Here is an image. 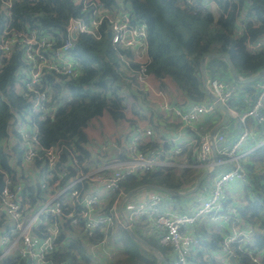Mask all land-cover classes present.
Here are the masks:
<instances>
[{
	"label": "built area",
	"instance_id": "built-area-1",
	"mask_svg": "<svg viewBox=\"0 0 264 264\" xmlns=\"http://www.w3.org/2000/svg\"><path fill=\"white\" fill-rule=\"evenodd\" d=\"M13 1L0 0L6 14L0 25V66L17 51L19 63L13 68L10 90L26 104L20 110L10 105L6 148L11 155L18 148L22 162L17 179L4 173L0 189V206L5 214L0 228V264L9 257L26 259V264H70L55 261L53 255L60 247L67 248L73 238L83 235L77 243L84 248L88 261L82 264H111L123 257L118 230L131 228L139 219L158 230L159 242L171 250L170 264H198L193 254L200 238L195 230L202 228L209 229L207 232L217 230L221 238L219 264H232L229 256L234 258L233 245L252 262L261 264L259 252L251 248L258 227L243 221L239 202L232 193L236 192L238 182L248 184L246 159L264 145V134L246 124L249 119L257 123L264 121V79L253 84L251 96L241 98L247 105L241 109L229 103L238 86L222 78H206L209 91L230 113V121L211 136L209 132H202L198 124L203 117L218 110L216 104L209 98L185 107L170 102L168 92L161 87L162 79L147 71V27L143 19L131 15L127 1L115 0L114 6L106 7L99 0H71L80 7V12L69 15L62 29L46 32L35 27L21 30L11 27L7 17ZM80 33L95 39L106 35L119 71L130 82L131 89L143 94L151 106L179 124V137L170 149L171 158L140 149V135H152L150 128L140 126L135 127L136 134L129 139L124 157H107L102 166L93 169L82 168L85 162L80 165L72 148L67 160L60 164L65 146H41L36 121L51 116L55 110L49 77L59 81L77 78L82 73V66L73 54L74 41ZM247 50L252 53L264 50V34L248 42ZM0 97L4 99L2 92ZM238 123L240 132L228 143L222 128L230 132ZM173 157H181L182 161L176 162ZM35 159L42 160V165L36 167ZM219 165L224 170L217 173ZM20 168L23 177L31 175L44 188L36 205L32 206L24 195L23 182L18 179L22 175ZM158 168H173L176 172L183 168L208 169L207 182L202 187L207 195L199 196L191 211L176 213L165 205V193L149 189L135 204L127 206V212L122 208V218L118 212L120 197L124 195L121 182L128 175ZM86 184L97 187L88 190ZM94 232L103 233V237L88 240Z\"/></svg>",
	"mask_w": 264,
	"mask_h": 264
},
{
	"label": "trees",
	"instance_id": "trees-1",
	"mask_svg": "<svg viewBox=\"0 0 264 264\" xmlns=\"http://www.w3.org/2000/svg\"><path fill=\"white\" fill-rule=\"evenodd\" d=\"M99 1L106 7L115 5V0ZM125 1L131 6V15L143 19L147 27L146 48L149 56L147 71L158 79L170 77L186 102L199 103L208 98L199 68L200 59L205 53H226L241 77L250 76L264 67V50L255 53L247 50L248 42L264 34V0ZM79 12L80 7L71 0H14L7 18L10 26L15 29L35 27L46 32L54 28L62 29L69 15H77ZM4 18L6 14L0 7V25ZM73 54L82 66V73L77 78H62L59 81L54 80L53 76L49 77L52 86L51 103L55 105V110L51 116L36 123L41 146L45 148L55 144L65 146L62 147L60 164L67 160L72 148L77 153L80 165L85 162L82 168L87 169L90 154L84 146L87 141L84 127L92 118L104 111L118 122L124 115L126 96L133 95L134 92L130 82L119 71L115 52L106 35L95 39L84 33L78 34L74 41ZM18 56L17 51L13 52L0 66V92L5 99L0 97V189L4 184V173L15 179L22 162V154L18 148L13 150L14 155L8 153L6 148L7 129L11 117L10 105L20 110L26 104L20 95L10 90L13 68L19 63ZM205 74L207 78H222L238 86L234 98L229 103L237 104L241 109L247 106L241 98L253 94V84L257 80L237 85L229 74L226 62L221 58H207ZM260 79H264V76ZM262 111L264 113V108ZM246 124L249 128L264 134V121L257 123L249 119ZM150 147H153V144H150ZM140 149L144 151L141 147ZM42 163V160H34L36 167ZM245 166L248 171V184L242 186L243 195L236 199L243 221L258 227L251 248L259 252L261 264H264V145L257 147L247 157ZM20 173L22 175L18 179L23 182L24 195L28 196L32 206L36 205L44 194V188L32 180L31 175L23 177V169ZM200 173L201 170L198 168H183L179 172L173 168H158L138 175H128L121 185L123 194L147 184L186 191L193 186ZM168 196L169 199L181 198ZM4 218L5 214L0 206V228ZM131 229L164 254L158 246L159 239L156 235L144 237L138 231L137 223ZM210 232L211 240L200 239L197 247L202 245L214 248V243H219L217 230L211 229ZM83 236L73 238L67 248L60 247L53 255L54 260L67 261L70 264L87 262L84 248L77 243L78 238L82 239ZM102 237L103 233L94 232L87 238L95 241ZM121 239L126 257L111 264H156V255L135 241L125 229L122 230ZM232 249L234 264H256L235 245ZM195 258L198 264H219L212 255L210 261L204 259L200 250ZM26 262V259L9 257L4 259L2 264Z\"/></svg>",
	"mask_w": 264,
	"mask_h": 264
},
{
	"label": "crops",
	"instance_id": "crops-1",
	"mask_svg": "<svg viewBox=\"0 0 264 264\" xmlns=\"http://www.w3.org/2000/svg\"><path fill=\"white\" fill-rule=\"evenodd\" d=\"M207 78V76H206ZM156 85H159L158 81H155ZM161 87L166 89L168 92L169 100L172 104L177 106L185 107L190 104V102H186L184 96L176 87L174 82L170 77H164L161 82ZM238 88V87H237ZM134 94H130L126 96L124 102V115L118 121L115 122L107 112H103L102 114L92 118L87 125L84 127V131L87 137V141L84 144L85 149L90 154L89 162H87V168L93 169L100 167L104 164L105 159L107 157H124L125 149L128 144L129 139L135 136V127L140 126L142 128H150L152 130V135L145 136L144 134L140 135L139 145L146 153H160L163 158H171L170 149L173 145V141L179 137V124L171 118L170 116L164 114L161 110L154 108L151 106L149 101L143 96V94L135 92ZM209 98V97H208ZM222 116V112L218 109L212 115L205 116L201 119L198 124V128L201 131H206L211 133L215 124L220 120ZM230 121V120H229ZM228 121V122H229ZM240 127L235 126L233 131L228 132L226 128H222V131L227 135V142L231 143L240 132ZM150 144H153V147H150ZM174 158V157H173ZM176 162H181V157L174 158ZM178 160V161H177ZM42 165V164H41ZM40 165V166H41ZM201 172L203 169H199ZM224 168H221L219 172L223 171ZM217 172V173H219ZM210 178V177H208ZM207 182V178H205L202 182L201 187L190 194L193 197V200L201 195L203 183ZM95 185L86 184V189H95ZM149 189L141 191V194L137 196L134 200L131 201V204H135V202L141 198L142 195H146L149 193ZM182 192V191H181ZM207 193V191H206ZM205 193V194H206ZM204 194V195H205ZM189 195V194H188ZM207 195V194H206ZM176 196V195H173ZM185 196V197H184ZM179 196L183 197V199H169V196L166 194L165 196V205L172 207L174 212H188L194 208L193 200L190 201V198L187 195ZM143 197V196H142ZM239 197V196H237ZM193 203V204H192ZM128 206V205H127ZM126 206V208H127ZM179 208V209H178ZM124 210V209H123ZM126 211V210H125ZM137 222L143 224L146 228L149 229V224L143 222L142 219H139ZM136 222V223H137ZM138 225V224H137ZM202 228L196 229L195 233L199 236L201 240H211V232H207ZM138 231L144 237H151L150 234H147L144 229H140L138 227ZM119 240L123 247V258L126 257V253L124 251V243L121 239L122 230H118ZM139 237V236H138ZM143 240V239H142ZM221 238H219L218 242L220 243ZM146 242V241H145ZM199 247V248H198ZM194 251L195 257L197 252L202 251V257L210 261L211 255L215 259V262L219 263L220 261V251L219 244L214 243V248L207 246H198ZM199 249V250H198ZM159 253L166 259L167 264H170L171 259V250L168 248L167 253ZM155 254V253H154ZM120 259V260H121ZM157 263V262H156ZM163 264V263H160Z\"/></svg>",
	"mask_w": 264,
	"mask_h": 264
},
{
	"label": "water",
	"instance_id": "water-1",
	"mask_svg": "<svg viewBox=\"0 0 264 264\" xmlns=\"http://www.w3.org/2000/svg\"><path fill=\"white\" fill-rule=\"evenodd\" d=\"M207 58H221L223 59L229 69V74L231 75L232 80L234 81V83H236L237 85L240 84H248L251 82H254L260 78H262L264 76V67L261 68L260 70H258L256 73L247 76V77H241L238 72L236 71V69L233 66V63L231 62L230 58L228 57V55L226 53H205L202 58L200 59V63H199V68H200V73H201V78H202V83L203 86L205 87V90L207 92V95L209 97V99L211 101H213L217 108L222 112V116L220 118V120L215 124V126L213 127L212 131H211V136L214 135L215 131L221 127H223L229 120L230 117V113L229 110L227 109V107L222 104L216 96H214L209 89L206 86V74H205V61ZM212 152H213V159L216 160V153H215V149H214V145L212 146ZM209 174V170L208 169H204L199 176L196 178L193 186L189 189H187L186 191H176L164 186H160V185H155V184H147V185H142V186H138L134 189L129 190L128 192H126L121 200L120 203L118 205V212L120 213L121 217L123 218V212H122V208H123V204L125 202V200L132 194H134L135 192H138L142 189H154L157 191H161L167 195H176V196H184V195H188L191 194L195 191H197L200 187V185L202 184L203 180L205 179V177ZM126 231L128 232V234L137 242H139L144 248H146L147 250L155 253L156 257H157V263L156 264H167L166 259L159 253V251L151 246L150 244H148L147 242H145L144 240H142L140 237H138L130 227H128L126 229ZM230 261L232 262V264L235 263L233 256H229Z\"/></svg>",
	"mask_w": 264,
	"mask_h": 264
},
{
	"label": "rangeland",
	"instance_id": "rangeland-1",
	"mask_svg": "<svg viewBox=\"0 0 264 264\" xmlns=\"http://www.w3.org/2000/svg\"><path fill=\"white\" fill-rule=\"evenodd\" d=\"M238 85H240V84H238ZM237 126H239L240 128H241V125L238 123V125ZM202 132H206V131H202ZM29 167V166H28ZM221 167L222 166H217V168H216V172H219V170L221 169ZM243 185H242V183H240V182H238L237 184H235V190H236V192H233L232 193V196H235V200L237 201V196H239V197H242V195H243V187H242ZM144 190H146V189H144ZM141 191L142 190H140V191H138V192H135L134 194H132V195H130L126 200H125V202H124V204H123V209L124 210H126V206L127 205H129L130 203H131V201L132 200H134L135 198H137V196L138 195H140L141 194ZM183 192V191H182ZM205 192H206V190L205 191H203L202 193H201V195H198L194 200H193V197H194V195H193V197H192V195H187L189 198H190V201L192 202V200H193V203H196V201H197V199H198V197L199 196H202V195H204L205 194ZM194 193V192H193ZM166 195V194H165ZM185 197V196H184ZM121 198H122V196L120 197V200H121ZM181 199H183V197H181L180 198V200ZM192 203V204H193ZM179 209V208H178ZM127 212V211H126ZM137 226L140 228V229H144L145 231H146V233L147 234H150V232H151V235L152 234H154V235H156L157 237H158V230L155 228V227H152V226H149V229L148 228H146L143 224H141V223H139V222H137ZM158 246L163 250V252L164 253H167V250H168V248H167V246L165 247L163 244H161L160 242H158Z\"/></svg>",
	"mask_w": 264,
	"mask_h": 264
}]
</instances>
